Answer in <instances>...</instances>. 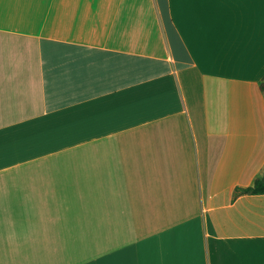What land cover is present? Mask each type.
<instances>
[{
  "label": "crops",
  "instance_id": "0c3cea01",
  "mask_svg": "<svg viewBox=\"0 0 264 264\" xmlns=\"http://www.w3.org/2000/svg\"><path fill=\"white\" fill-rule=\"evenodd\" d=\"M264 0H0V264H264Z\"/></svg>",
  "mask_w": 264,
  "mask_h": 264
},
{
  "label": "trees",
  "instance_id": "16d2710c",
  "mask_svg": "<svg viewBox=\"0 0 264 264\" xmlns=\"http://www.w3.org/2000/svg\"><path fill=\"white\" fill-rule=\"evenodd\" d=\"M261 88L264 90V83L261 84ZM242 194H264V172L258 176L254 182L247 187H236L235 196Z\"/></svg>",
  "mask_w": 264,
  "mask_h": 264
}]
</instances>
